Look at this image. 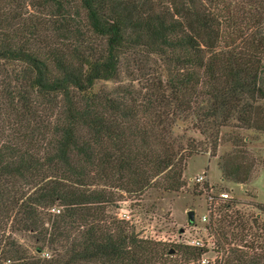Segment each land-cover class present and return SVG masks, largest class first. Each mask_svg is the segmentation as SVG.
Returning a JSON list of instances; mask_svg holds the SVG:
<instances>
[{
  "label": "trees",
  "instance_id": "trees-1",
  "mask_svg": "<svg viewBox=\"0 0 264 264\" xmlns=\"http://www.w3.org/2000/svg\"><path fill=\"white\" fill-rule=\"evenodd\" d=\"M42 1L55 7L63 47L37 24L22 41L0 33V65H18L0 96V264H200L203 249L178 244L170 254L105 207L113 187L178 191L186 161L206 145L214 155L222 128L264 132V4L228 0L224 15L217 0H76L71 13L75 0ZM130 64L139 88L96 87ZM185 123L204 141L183 142ZM227 154L222 178L244 184L252 162ZM232 204L214 194L206 223L221 264H264V225L251 215L252 240L234 237L248 221ZM11 217L34 235V254L4 237ZM46 248L53 253L40 257Z\"/></svg>",
  "mask_w": 264,
  "mask_h": 264
},
{
  "label": "rangeland",
  "instance_id": "rangeland-1",
  "mask_svg": "<svg viewBox=\"0 0 264 264\" xmlns=\"http://www.w3.org/2000/svg\"><path fill=\"white\" fill-rule=\"evenodd\" d=\"M227 1L217 0L215 3L217 9L222 10L224 15L226 14L223 8H228L229 5ZM42 2V0H0V33H5L13 40L22 41L25 34L22 29L26 25L37 24L38 33L41 36H47L50 38V42L55 41V43L58 44L59 42L60 44L52 30L56 22L55 7L52 4L45 6ZM261 2L264 4V0H261ZM71 5H73L70 8L72 13L74 6L77 7L78 3L75 0ZM237 13H240L239 9ZM240 17L243 22L241 26H244L245 17L242 15ZM81 18H83L82 15ZM261 26L264 28V22ZM63 44H60V46L63 47ZM17 68L16 63L0 65V96L3 94V87L7 86L5 82L8 79L7 77L12 76L13 79ZM119 72L118 80L100 81L96 84V87L108 91L121 85L140 87L138 82L140 75L134 65L130 64L128 68L126 65H120ZM10 81L13 83L11 79ZM176 134L183 137V142L189 141L197 144L198 141H204L202 135L192 130L190 123L178 125ZM237 135L242 137L243 144L236 151L233 149L235 146L233 138ZM220 137L214 155L210 154L209 146L206 145V152L203 151L204 155H195L186 161L182 173L184 185L178 191L165 192L160 189H148L143 194L137 193L134 195L113 187V190L110 189L111 192H114V199L111 204L105 207L107 214L118 220H123L128 229L133 230L140 238L164 243L167 249L175 250L178 244L191 246L187 243L192 240H198L204 245L212 246L207 241L210 237L216 240V237L214 238L206 229L207 221L203 222L201 220L207 208L208 201L206 197L209 194L210 186L213 195L227 192L229 198L234 200L233 206L229 209L230 214L235 216V212H238L239 215H244L245 220L248 221L245 230L238 227L232 228L234 237L244 236L245 234L246 238L243 242L252 240V234H255L258 229L250 225L249 217L251 215L257 216L259 223L264 225V132L234 130L231 127H226L220 130ZM228 152L230 154H227L228 159L225 160H230L229 158L232 156H238L243 163L252 162L249 179L244 184H237L222 178L219 167L220 156H224ZM201 174L205 175V181L195 183L194 178ZM203 184H206L207 190L202 188ZM25 191H27V188H25ZM189 210L194 211V221L192 223L188 222L187 212ZM53 212H56V210ZM3 224L5 225L3 228L4 237L10 236L30 254L35 253L34 248L38 242L35 240L34 235L25 230L18 231L14 229L12 227V217ZM236 239L232 241L234 246L241 244L236 243ZM197 248L205 249L203 253L205 258H208L211 262L215 260L216 264H221V251L216 250L215 247ZM52 253L51 249L46 248L38 254L40 257H49ZM57 253H62V250L58 248ZM174 257L179 258L178 253H174Z\"/></svg>",
  "mask_w": 264,
  "mask_h": 264
},
{
  "label": "built area",
  "instance_id": "built-area-1",
  "mask_svg": "<svg viewBox=\"0 0 264 264\" xmlns=\"http://www.w3.org/2000/svg\"><path fill=\"white\" fill-rule=\"evenodd\" d=\"M203 181H205V175H203V174H201V175H199V176H197V177H195L194 178V182L195 183H203ZM208 195H207V197H206V199H207V208L205 209V213L203 214V216L201 217V220L203 221V222H206V221H208V218H209V215H210V213H211V211H212V209H213V205H212V203H213V192H212V188L209 186V191H208ZM218 196L220 197V198H229V196H228V193L227 192H220L219 194H218ZM209 244H211L212 246H207V245H204V243H202V242H200V241H198V240H192V241H190V242H188L187 244H189V245H191V246H194V247H201V248H203V247H206V248H208V247H215V240H213V238L212 237H210L209 239H208V241H207ZM205 250V249H204ZM204 253V252H203ZM203 253L200 255V258H199V263L200 264H216V261L214 260L213 262H211L208 258H205L204 257V255H203ZM220 259H221V257H220ZM221 263V262H220Z\"/></svg>",
  "mask_w": 264,
  "mask_h": 264
},
{
  "label": "water",
  "instance_id": "water-1",
  "mask_svg": "<svg viewBox=\"0 0 264 264\" xmlns=\"http://www.w3.org/2000/svg\"><path fill=\"white\" fill-rule=\"evenodd\" d=\"M187 216H188V222L189 223L193 222V220H194V211L193 210H189L187 212ZM171 253H173V250L172 249L170 250V254Z\"/></svg>",
  "mask_w": 264,
  "mask_h": 264
}]
</instances>
